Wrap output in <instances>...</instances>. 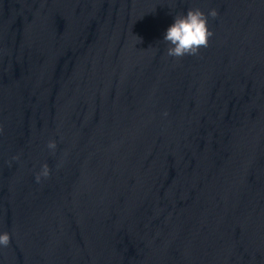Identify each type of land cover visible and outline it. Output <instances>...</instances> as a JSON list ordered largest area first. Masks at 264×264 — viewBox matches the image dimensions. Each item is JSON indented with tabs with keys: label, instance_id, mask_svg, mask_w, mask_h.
<instances>
[{
	"label": "water",
	"instance_id": "95a60500",
	"mask_svg": "<svg viewBox=\"0 0 264 264\" xmlns=\"http://www.w3.org/2000/svg\"><path fill=\"white\" fill-rule=\"evenodd\" d=\"M0 129V264H264V0H0Z\"/></svg>",
	"mask_w": 264,
	"mask_h": 264
},
{
	"label": "clouds",
	"instance_id": "9594fccd",
	"mask_svg": "<svg viewBox=\"0 0 264 264\" xmlns=\"http://www.w3.org/2000/svg\"><path fill=\"white\" fill-rule=\"evenodd\" d=\"M218 14V10L214 8L207 13L199 8H189L186 13L175 15L174 23L169 26L164 36V42L168 45L166 54L174 58H181L185 55H198L200 49L207 47L210 38L214 35L213 31L209 29V18L215 19ZM164 115H167V113H164ZM47 147L54 154L57 142L50 140ZM50 174L49 165L44 163L35 176L36 182L40 183L42 179L48 178ZM10 243L11 234L8 232L0 233V247L6 248Z\"/></svg>",
	"mask_w": 264,
	"mask_h": 264
}]
</instances>
